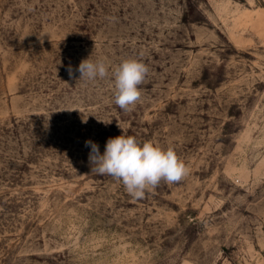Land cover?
<instances>
[{
  "label": "rangeland",
  "instance_id": "1",
  "mask_svg": "<svg viewBox=\"0 0 264 264\" xmlns=\"http://www.w3.org/2000/svg\"><path fill=\"white\" fill-rule=\"evenodd\" d=\"M123 133L190 175L132 199L85 146ZM0 264H264V0H0Z\"/></svg>",
  "mask_w": 264,
  "mask_h": 264
},
{
  "label": "clouds",
  "instance_id": "2",
  "mask_svg": "<svg viewBox=\"0 0 264 264\" xmlns=\"http://www.w3.org/2000/svg\"><path fill=\"white\" fill-rule=\"evenodd\" d=\"M110 65L104 58L93 62L90 58L81 61L77 71L79 80L86 83L105 78H114L113 94L115 104L124 111H132L142 100V89L149 73L148 66L139 59H125L109 71ZM74 78L71 66L67 69ZM90 147L88 159L91 172L111 176L121 183L134 200L145 198L154 192L161 182L175 184L190 175V168L172 147L163 148L152 141L140 142L136 137L122 134L109 138L101 154L99 145L86 140Z\"/></svg>",
  "mask_w": 264,
  "mask_h": 264
}]
</instances>
